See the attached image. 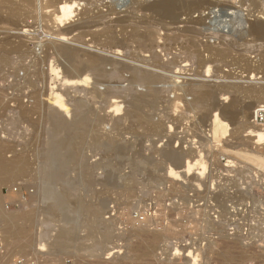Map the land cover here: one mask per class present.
<instances>
[{"label": "rangeland", "instance_id": "374dc122", "mask_svg": "<svg viewBox=\"0 0 264 264\" xmlns=\"http://www.w3.org/2000/svg\"><path fill=\"white\" fill-rule=\"evenodd\" d=\"M64 1H67V0H62V2ZM78 1L80 3L78 8L81 9L82 15L78 14L80 18L78 17V15H75L76 11H78L77 9L76 11L67 14L68 19L66 16L65 19L63 20L64 25L62 28H66L69 25L71 26V25H75L79 23L80 25H82L83 24L82 21H84L85 19L87 21V17L89 18L93 17V19H96L94 16L99 14L100 12L101 14H104V15L106 14V17H105L106 19L104 18L103 20H105L106 21L105 23L107 24V22L109 23L111 19L113 20L114 18H116L117 15L118 17L121 16L120 18H122L123 16L126 17L128 7L132 3L137 2V1L138 2L140 1L139 3H143L145 1L144 3H146V1L150 2L152 0H135V1L134 0H78ZM217 1L221 4H226L228 7L224 8L225 10H222L220 8L222 10L220 11L219 7H222V6L221 4L218 3L212 6H209L207 9L203 8L201 12L198 10L200 14L198 13L197 10L196 12L192 11L193 14L190 13L192 15V16L190 15L191 18L193 19H197L198 17L200 18V22L195 24L194 26L193 24L191 25V23L190 24L183 23L186 15L182 14L179 16L180 19L183 20L181 21L179 19L180 20L179 25L181 24L183 29L185 28V26L189 25L188 27L194 29L196 32L195 36L196 35L197 36L196 37L194 36L195 38L193 41L195 43V49L198 48L199 51H201V52H198L199 58L201 59L204 58V60L207 59V57L212 58V56L213 58H216L215 60L212 58L215 62L209 58L207 62H209L210 64L205 63V65H203L204 66L203 68H200L202 66L195 64L196 63L195 58L191 56L188 57V53L186 52V49H185L186 47L185 48L183 47L187 44L186 39L184 37L178 36L179 35L178 33L182 31L181 29L182 27H180L178 23L177 25L171 26L169 29H166L165 27L164 28L160 27L161 29H159V25L156 26V28L158 27L157 30H153L152 28L153 32L158 31L157 34L159 35L161 34L160 35L161 38L160 36H158L157 34L155 35L154 33L155 38L153 37V39L154 40L156 39V40L155 41L152 40L153 47L151 51L140 53V51L137 49L139 40L136 41L135 39V40H130V41L128 40L129 42L128 41L126 42V44L122 48L123 50H121V54L120 52L119 53L117 52L118 54H116V51L114 50L111 53L106 54L110 57H113V58L115 57L118 60H122L126 62L125 57H127L129 53H133L134 55H139V56H143L147 58L149 57L151 53L154 52V54L157 55L158 61L160 62V64L161 65L165 64V66H167L166 68H164L165 70L155 69L156 72H158L164 77L162 79V81L164 80V83H162V81L158 82L156 83L155 87L159 89L160 91L163 90L162 93L165 91L163 94H161L160 92V95H164L165 97L162 96V98L167 99V100L162 99L163 101H161L160 99L158 101L156 106L158 105L159 106L158 108L155 107L156 110L158 109L157 110L158 112L154 109L155 113L153 114V117H152V123L156 122V124H159V122H162L161 124L163 125L165 123V125L162 126L160 124L162 128V129H159L160 132L157 130L158 132L156 131V134H153V135L152 133L150 134V136L147 138L149 140L145 139L146 141L145 140L141 141L146 151L143 150L141 153H138V154L130 153V155L128 153L127 155H124V156L115 155V154H105L102 151H95L90 144V139L87 141L88 143H86V145L84 144L81 147V153H83L84 155L83 158L89 164H94V162L95 163L101 162L102 165H100L97 169L93 171L94 172L93 177L96 180L95 184L89 185L87 187L83 185H78L75 188V191L71 193L70 198L75 199V196L77 197L84 196L83 199L84 200L86 199V202L89 201L88 203L90 205L95 204L99 208L100 210L99 217L101 218L103 222L109 223V228H111L109 229L111 230L110 239L106 241L105 243H103L102 245H99L93 248H88L87 250L78 249L79 247L78 241H80L78 240L77 243L75 242L73 247H70L66 250H62L58 252L57 251L49 252L50 248L48 244L51 240L50 238L53 236L55 232L56 225L59 223L60 215H55V217L54 216L50 217L43 211V203H42V200H40V194L38 191V187H37V184H35L36 181L32 180L33 179L32 178L33 177V172H32L33 164L29 163L28 169L25 170L24 172L18 173L17 175H14L11 177L2 178L0 181V196H1L0 197V214L2 213L3 217L5 216V219H0V227L1 225L2 227L5 226L7 222H9L8 218H12L15 215L23 214V215L30 216V219L27 218L26 221L21 220V219H17V222L15 221L14 228L18 232L15 238L10 236V238L8 237V240L7 239L5 240V237H3V234L0 228V232H1L0 233V258L1 259L0 260L3 261L1 262V264H9L11 259L17 255L29 254L34 251L40 250L38 245L41 246L42 243L43 245H45L43 246L42 250L44 251L46 256L54 258V257H61L64 255H67L74 259L75 264H133V263L134 264H192L193 262H191L189 258L184 256L186 252L184 251L185 248L187 249L190 248L192 249V251L198 253L197 261L194 262V264H262L260 257L255 258L256 255L257 256L260 255V251H261V254H264V250H262L261 248H258V247L256 248V247L245 245V248L243 249L244 252H242V249L240 247L237 248L240 245H238L239 243L236 242L235 238L234 239H231V238L207 239V238H194V237L191 238V237H186L184 235L178 236V234L176 235V234H173L174 232H171L177 225V222L175 220L176 219L175 212L170 213V214L165 213L162 215L160 213L162 199L166 198L167 196L171 197L167 195V192L172 193L175 189V187H172L170 190H167V187H166L167 185L175 184L174 182H177V181L179 182L186 181L191 184H194V183L200 184V183H206V182L209 183L211 180H215L216 172L218 173L224 172V170H222L223 161H220V157H225L231 160L236 158V159L245 161L254 167V165L250 161H247L239 157H235L232 153H228L225 151L227 150L235 151V152L240 151L242 153H244V151L245 152L247 151V152L253 153L254 144H255V148H257L258 146L257 144H261L264 141L262 140L261 142L258 143L253 138V140L256 142L255 143L253 140H251V137H253L254 133H251L249 129H244L242 127L241 129H239L240 127L239 125L243 123L245 117L251 116V112H249L250 110L249 111L247 110V112L245 113H240L236 115V117L234 118H230V117L228 118V116L225 115V113L221 111L220 107H217L213 109V112L215 110L216 113H219L226 117L225 121H227L231 125L230 126L232 128L230 129L231 132H233L234 130L233 128L238 129V131L236 132V136H234L235 133L234 135L232 134L230 136H224L223 131L220 130L217 133V138L215 141V145L217 146H214L210 151L209 144L206 142V140H204L206 139L204 136V128H205L206 123H205V120H201L200 118L202 113L204 112V107L202 106L201 103H199V105L197 104L196 106H193V108L189 107V111H188L186 102L192 101V98L195 96V94L186 92L185 94L187 95H185L183 91L185 87L191 83L192 84L197 83L196 85L204 87L203 89H205L206 87L207 89H210L209 86L214 87L212 89L213 90L215 89L216 93H219L217 94V98H219V100L217 99V101L219 103L228 104L233 98H237L238 103L233 104L232 106L233 110H236L238 107L243 106L244 104L248 102L255 101V99L253 100V96L252 97L250 96L252 94L248 93L244 95V93H241L240 91L235 92L234 91L235 87L233 89H231L230 87L229 89L228 86H231V84L241 85V86L246 85V83L244 84L242 81L246 79L243 75L248 74L247 68L249 67V65L250 67H254L258 63H264L262 61L264 60V57L262 55L264 53H261V51H263L264 48L263 49L262 48L259 49V47L257 48L258 40L253 39L252 36L250 38L249 36H246L245 38H242L243 40H241L238 37L239 35L237 34V31L242 29V27H246L247 24H249L250 22L254 20H264V19L262 18L260 19L261 14L259 15L256 9L251 8L252 6L250 5L249 2L242 3L240 0H229V1L217 0ZM13 2L16 5L18 4L19 8H17L18 6H14L15 4ZM12 3L14 4L13 6L17 8V10L16 8L15 9L13 8L14 11L13 10L11 11L10 8H5L6 4L3 3L4 6H2L1 5L2 2H0V48H3V47L9 48V50L5 52V56L7 55L6 56L7 58L5 57L3 58V60H0V121H1L0 123V138L1 139L0 140L3 146V149L5 150L4 156L7 158H10L9 155L7 154L11 153V151L16 150L17 152V151H20L21 149V150H26L30 152L32 149L36 147V143L34 141L35 126H34L33 119L37 117L38 113L35 110H32L29 113V115L27 114L26 116L21 117V115H19L21 107L25 109L26 107L25 99H28V98H31L32 101L36 99L38 96L41 99H46L45 98L47 96L46 91L48 92L47 90L49 86L48 83L51 81V79L54 82L51 85L54 86L55 84H57L59 86V89L61 90V87L59 85L60 75L57 73L58 68L53 67L52 63L60 60V63L62 64V66L60 64L59 67L62 70H64V66H65L64 65L65 62H63L62 58L60 59L59 57L55 56V54L53 53L50 54L51 51L43 52L41 51V48L38 49L39 47L36 46L37 42H39L40 40L43 41V39L44 40L51 39L56 33V30L58 28H61L56 23H53L52 18H51V11L52 9H54V6L52 7L48 3V0H23V1L13 0ZM217 7H218V10H217ZM231 7H234L235 10L236 8H240V7L241 8L238 9V11L237 10L235 11L232 8V11H231ZM210 9L213 12L210 13L209 12L211 11ZM226 9H227V12H226ZM116 12H119V13L116 14ZM235 12L239 14L238 15L236 13L238 17L236 14H234ZM84 13H87L88 15L87 14L84 15ZM229 13L232 16L229 15ZM243 13L245 14V16ZM109 14L110 15L112 14V15L110 16ZM138 14L143 15V13L141 12L137 13L135 16L131 17L133 18V21L134 20L139 21L145 18L144 17L145 15L139 16ZM255 15L256 17H254ZM202 16L203 17L206 16L204 17L205 20L203 19ZM229 18L230 19L233 18V19L228 20ZM237 18H241L244 21V23L239 27L236 26L237 24L234 21ZM224 20L227 22V24L223 22ZM94 21L97 22L99 20L96 19ZM230 21H234L232 25V29H234V27L236 26L235 30L233 31H228L229 29L231 30L230 25L232 22ZM85 25L86 23H84L82 26L84 27ZM127 25H125L126 27L125 26L119 27L120 25H118L119 28L117 26H114L113 32L118 34V35L116 34L114 35L116 36V39L118 37L120 38L117 40L126 38L131 33L132 25L131 26L128 25V27ZM227 25H229V27L226 28L225 26ZM87 26H85L84 29L83 27H78L76 28L75 31L73 30L70 33L71 35L69 34V39L71 38L72 40L67 41L66 44L70 46H74V47H84L83 44L81 43L85 42V40H87L90 37L91 33H93L94 30L96 29V27L92 28L90 26L91 27L90 28L89 25ZM89 28L91 32H89ZM122 28L123 29L125 28L124 29L125 31ZM137 28H139L138 31H141V32L144 30V27L140 25ZM77 29L78 31L79 30L80 31L78 32ZM154 29H155V25H154ZM171 29L172 31H170ZM52 31L54 32V34ZM126 31L129 34L126 33ZM234 31L236 32L234 33ZM120 32H122L123 34ZM171 32L174 34L175 32H177L176 35L178 36L179 42L177 40L176 42L171 41L172 42L171 43L167 39V37H175V35L172 34ZM51 33L52 35L49 36V34ZM235 34H237L238 36H236ZM75 35L76 36L81 35V37L83 36L82 37L83 40L84 39L85 40L82 41V38H79L80 40L79 39L75 40L76 41L75 42L73 40L74 39L73 37ZM11 40H15V41L12 42ZM16 41H19L18 42L19 44ZM255 41H257L256 44H255ZM11 42L14 46L11 45ZM77 42H78V45H76ZM233 42H235L234 45H233ZM180 44L183 45L182 47L185 49V52L182 50L183 48L181 47ZM205 44L211 45L213 47V52H216L217 48L219 49L218 51H221L222 49V51H225L224 55L228 54V56L225 55L226 58L224 57V58H221V60H219L220 57H223V55H220V56L216 54L214 55V53L210 51H208L207 53V50H205L206 48L204 47ZM10 46H12V48L13 47H16V48L10 49ZM196 46L198 47L196 48ZM227 46H230L229 48L230 49L233 48V50H229ZM226 47L229 51H227ZM214 49L216 50L214 51ZM203 50H205L206 52H204ZM201 54H202V57H201ZM217 56L219 58H217ZM49 58H51L52 60ZM168 64L170 65L172 64L174 66L171 65V67H169ZM262 69L263 70L261 71H263L264 73V68ZM251 71L253 73L257 72V70H253V69ZM127 75H128L127 73L124 74V76H127ZM9 80H11L12 81L11 84H14V87L16 85L15 88H17L15 97L12 100L14 101V104L16 105L14 109L11 108L9 105V101H11L9 95L4 92V87L7 86ZM183 83L185 84L183 85ZM113 84H112L113 86H121L122 88L126 86V82H123V81L119 83L116 82ZM181 84H182V87H181ZM225 84H226V89H224ZM65 87L67 88V85ZM158 87H162V88H158ZM215 87L217 88V90ZM29 88L33 90L31 93L28 92ZM103 88L104 86L102 85L99 86V89L102 90ZM38 92L43 93V95L40 96ZM178 95L179 96L181 95L179 103L175 102V106H170V105L168 106L166 101H168L169 99L173 100V98L175 99V97ZM164 102H166V104ZM261 104H264V103H261ZM122 105L124 106L125 103H122ZM161 108H163L164 110L166 109L165 110L166 113L162 114V112H165V111ZM197 108L200 110H198ZM167 109L169 110V112ZM121 112L122 111H120V113ZM105 113L108 116L112 114L110 110H106ZM13 114H18L19 120H17V118L13 119V117H11ZM164 114H167V115H164ZM170 117H173V118H170ZM108 118H110V116ZM175 118L179 120L182 119L184 121L178 120L179 121L178 123L176 119L175 120L177 122L176 123L174 121ZM195 122L197 124H195ZM127 125H128L127 122H123L122 127H126ZM140 129H136V130L140 132ZM110 131H111L110 122H108V124H106L105 126V129L103 130V133L107 134V133H110ZM153 133H155V131ZM161 135L164 137H161ZM169 136H173V139L171 140V143H170L171 147L172 146H175L176 148L181 147L182 149L181 152L183 151L182 152L183 159H184L183 164L185 166L183 165L184 167H182L181 169L179 165L176 166V164L171 163V161L169 162L165 160L161 152L159 151L154 152V149L155 150L161 149L166 145V143L169 142L167 138ZM122 138H124L123 140L125 141L135 143L134 136L129 132L124 133L122 135ZM137 142L138 141L136 140V144H138ZM234 142L236 145L234 144ZM148 144L153 146L154 149H150L151 146H149ZM257 151L259 153L255 152L253 154L261 155L264 158V148L261 150H257ZM139 155L152 156V158H154L155 161L161 164V166H159L160 169L158 168L157 172H155L157 174L156 177L154 176L153 179L149 178V174H151L149 171L150 169L149 167H148V170L144 169L143 171L142 170L135 171L132 161L135 160V157L136 159H138ZM29 162H31L30 157H29ZM108 164H110V166H107ZM110 167L113 170L110 169ZM168 167H171L173 169V171L177 175L176 177H173V176H172L173 178L170 177L171 175H170V171ZM212 168H213V171H212ZM182 169L184 170L182 171ZM110 171H111L110 175H112V177L116 181L119 177L124 178L129 175L135 177L134 179L136 181L133 182L129 188H125L122 183L121 184L116 183L117 185L115 183L114 184L111 183L110 185L107 183V178L109 176V174L107 173ZM69 174H70V177H74L77 175V170L75 168H71ZM31 182L34 185H36L34 186L35 193L32 196H30L27 202H24V200L21 199L22 203H20L18 206L11 207L12 204H9L8 202H12V200L15 198L14 197L15 195L10 196L9 194H5L6 193L5 189H8L11 185L15 183H21L22 190H25L27 185H31L30 184ZM6 203H8V208L5 207ZM111 206H113V212H112L113 215H111V211H112ZM148 206L151 207L150 210H148ZM35 208L37 209L35 212H33ZM137 211L142 212L143 214L145 213L146 220L143 223H137L130 219V215H132L134 212H137ZM199 219L200 217L196 213H188L184 220L187 221V223H190V221H192V223H195L199 221ZM165 223L170 224L168 227H166V229H168V232H166L167 234L165 233V236L166 235L167 236L160 237L159 240H157V242L158 241L160 242H158V244H155V247L153 246V250L151 251L150 255L146 259H140V258L134 259L132 248H134V246H137L135 244H138L141 240H145L146 238H148L150 233H154V232L160 233L161 231L166 230L162 226V225H165ZM186 227L187 226H185L184 228L182 227V229H186ZM77 231H78L76 232L77 237L79 238L84 237L83 235L87 233V228L82 226V228L79 227ZM17 238H18L17 242L26 240L25 245H28V246L25 248V252H20V251L17 252V249L11 248L13 246L12 243L15 242ZM84 239H85L86 244H90L92 241L90 238L84 237ZM233 242H236L238 244L236 243L234 244ZM114 244H117V247H115V249H119L121 252L119 251V253H115V252L113 253L114 249H110V247H112ZM209 245H211L212 247L209 248L210 247ZM242 245L244 247V244ZM46 247L47 249H45ZM227 247H229V250H231V252L226 254L227 260H224L223 258H221L220 254L224 253V250ZM175 248H177L178 250L175 251L174 250ZM32 249H35V250H32ZM63 251H66V252H63ZM8 252H9V255H8ZM5 253L7 254L5 255ZM49 253L50 254L52 253V255H50ZM79 254L80 255L82 254L84 259L82 257H79ZM1 256H4L6 261H4L3 257Z\"/></svg>", "mask_w": 264, "mask_h": 264}, {"label": "bare ground", "instance_id": "6f19581e", "mask_svg": "<svg viewBox=\"0 0 264 264\" xmlns=\"http://www.w3.org/2000/svg\"><path fill=\"white\" fill-rule=\"evenodd\" d=\"M12 1L13 0H0V2H2L1 5L4 6L3 3L6 4L5 8H10L11 11L13 10V8L14 9L16 8L14 6H18L17 8H19V5L18 4L16 5L13 2L15 4L14 5L12 3ZM227 1H229V0H227ZM240 1L242 3H245V2L248 3L249 2L250 5L252 6L251 8L256 9V11L259 13V15L261 14L260 19L261 18L264 19V8H263L264 2H263V0H240ZM139 2L137 1V2H134L132 4L130 3L131 5H129V7H128L126 17L123 16L122 18H120L121 16L118 17V15H117L116 18H114L113 20L111 19L109 23L107 22V24L105 23L106 21L103 20L106 17V14L105 15L101 14V12L97 15L94 14L95 15L94 17L99 20L97 22L94 21L96 19H93V17L92 18L87 17V21H86V19L84 20L86 22L82 21L83 24L86 23L85 26L89 25V27L90 26L92 28L96 27V29L95 30L93 29L94 32L92 31L93 33H91L90 37L87 40L84 39L85 42L81 43V44H83L84 47H74V46H70V45L66 44L67 41L72 40L71 38L69 39V34L73 30L75 31L76 28L83 27L82 26L83 24L80 25V23L77 22L79 24H75V25H71V26L69 25L70 27L67 26L68 28L67 27L62 28V27L64 25L63 20L65 19L67 14L72 13V12L76 11V9H77L78 11H76L75 15H78V14L82 15L81 9L78 8L79 4H80L79 1L78 0H67V1L62 2V0H48V3L52 7L54 6V9H52V11H51L52 21H53V23H56L57 25H59L61 28H58V26H57L58 29L56 30V33L54 34V32L52 31L54 36L53 37L51 36L52 37L51 39H47V40L43 39V41L40 40L39 42H37L36 46L39 47L38 49L41 48V51H43V52H50L51 51L50 54H52V53L55 54V56L59 57L60 59L62 58L63 62H65L64 63V65H65L64 70H62L59 67V65L61 64L60 60L57 61L58 63L53 62V61H52L53 63L51 62L53 64V67L58 68L57 73L60 75L59 76L60 77L59 78V81H60L59 85L61 87V90L59 89V86L57 84H55L54 86L51 85L54 83L51 79V81L48 83L49 86L47 88L48 92L46 91V93H47V96L45 97L46 99H41L37 95L38 97L37 98L35 97L36 98V99H34L35 101L33 100L34 103H33V107L32 106L30 107L31 109H29L27 107H25V109H24L21 107L20 114H19V115H21V117L26 116L27 114L29 115V113L32 110H35L38 113L37 117L35 119H33L34 120L33 121L34 126H35L34 141L36 143V147L34 149H32L30 152L20 149V151L13 152L12 155H9L10 158H7L4 156L5 150L3 149V146H2L1 140H0V181L2 178L11 177V176L17 175L18 173L24 172L25 170L28 169L29 163L33 164V168H32V172H33L32 178L33 179L32 180L36 181L35 184H37V187H38V191L40 194V200H42V203H43V211L47 215H49L50 217L51 216L55 217V215H60L59 223L56 225V229H55L54 234L51 232L53 234V236L50 238L51 240L48 244V246L50 248L49 252H55V251L58 252V251L66 250L70 247H73L75 242L77 243L78 240H80V241H78V245H79L78 249L87 250L88 248H93V247L102 245L103 243L108 241L111 237V230H109L111 228H109V223L103 222L101 220V218L99 217L100 216V210L95 204L90 205L88 203L89 201L86 202V199L85 200L83 199L84 196L83 197L75 196V199L70 198L71 193L75 191V188L78 185H83V186L87 187L89 185L95 184L96 180L93 177V173H94L93 171L95 169H97L100 165H102L101 162L100 163L94 162V164H89L83 158L84 155H83V153H81V147L84 144L86 145V143H88L87 141L90 139V144L95 151H102L105 154H115V155H120V156L127 155L128 153H129V155H130V153L138 154V153H141L143 150H145V147H143L141 141L145 140V139L149 140L147 138L150 136L151 133H152V135L156 134L157 130L159 131V129H162L161 128L162 122H159V124H156V122L152 123V117H153V114L155 113L154 109H155V107L158 108V106H159V105L156 106L158 101L160 99H161V101L167 100V99L162 98V96H164V95H160V92H161V94H163L165 91L162 93L163 90L160 91L159 89H157L155 87L156 83L161 82L162 79L164 78L161 74L156 72L155 69L156 70L157 69L165 70L164 68H166L167 66H165V64L164 65L160 64V62L158 61V57H157V55L154 54V52L151 53L149 55V57H147V58L143 57V56H139V55H134L133 53H129L128 56L125 57L126 62L122 61V60H118L115 57L114 58L110 57L106 54L111 53L113 50L116 51V54H118L119 52L121 54V50H123L122 48L124 47L126 42L128 40L130 41V40H135V39H136V41L139 40L137 49L140 51V53L151 51V49L153 47L152 40H154L153 37L155 38L154 33L156 35L158 32V31L153 32V30H157L158 27L156 28V26L159 25V29H161L160 27H162V28L165 27L166 29H169L171 26L177 25V23L179 25V22L181 20L179 16L182 14L186 15V17H185V19L183 18L184 21L183 20H181V21H183L184 24H190L191 23V25L193 24V26H194L195 24L200 22V18L199 17L197 19L191 18L190 13H192V11L196 12V10L197 11L199 10L201 12V10L203 8L207 9L209 6H212L214 4L219 3L217 0H152L150 2L146 1V3H144L145 1L143 3H139ZM219 4H221V3H219ZM243 5H245V4H243ZM221 6L222 7H219L220 11L225 10L224 8L228 7L226 4H221ZM246 7H247V5H246ZM17 8H16V10H17ZM108 8H109V6H108ZM213 8H214V6H213ZM232 8H233V10H235L234 7H231V11H232ZM240 8H236V10L238 11V9H240ZM227 9H226V12H227ZM217 10H218V7H217ZM199 11H198V13H199ZM90 12H91V10H90ZM111 12H112V10H111ZM139 12L143 13V15H145L144 16L145 18L141 19V17H140L141 20H139V21L134 20L133 21V18H131V17L135 16ZM209 12L211 13L213 11L211 10ZM209 12H208V14H209ZM117 13H119V12H116V14ZM202 13H203V11H202ZM236 13L237 12H235L234 14H236ZM248 13H250V12H248ZM85 14H87V13H84V15ZM125 15H126V13H125ZM143 15H139V16H143ZM229 15H231V14L229 13ZM238 15H237V17H238ZM244 16H245V14H244ZM252 16H253V14H252ZM78 17H79V15H78ZM81 17H83V16H81ZM204 17H206V16H204ZM204 17H203V19H204ZM254 17H256V15ZM108 18H107V20H108ZM67 19H68V16H67ZM232 19L229 18L228 20H232ZM80 20H82V19H80ZM102 20H103V22H102ZM234 21L237 24L236 26H238V27L244 23V21L241 18H237ZM234 21H230V22H232L231 25L229 24L231 26L230 27L231 30L229 29L228 31L235 30L236 26L234 27V29H232V25H233ZM223 22H225L227 24V22L225 20ZM127 24L130 26L132 25L131 26L132 27L131 33L129 34L126 31V33H128L129 35L126 38H123L121 40H117L120 38L118 37L116 39V36L114 35L116 33L113 32L114 26L118 27V25H120L119 27H122V26L124 27ZM246 24H247V22H246ZM53 25H55V24H53ZM128 25H127V27H128ZM139 25L144 27V30L142 32L138 31L139 28H137V27ZM154 25H155V29H154ZM229 25H227L225 27L227 28V27H229ZM179 26L182 27L181 24ZM188 26L189 25L185 26L184 29L182 27L181 32H179L180 30L178 31L179 32L178 36L184 37L186 39V42H187V44L185 46L181 45L182 43L180 45H181V47L182 46L184 48L186 47L185 49H186V52L188 53V57L191 56V57L195 58V62H196L195 64L196 65L198 64L199 66H202L200 68H203L204 67L203 65H205V63L206 64L209 63L207 61L210 57L209 58L207 57V59H205V60H204V58L203 59L199 58L198 52H201V51H199V49L197 48L198 46H196L197 49H195V43L193 41L194 38L197 36V35L195 36L196 32L194 29H192ZM84 27H83V29H84ZM90 28H89V32H91ZM152 28H153V30H152ZM77 31H78V29H77ZM162 31H164V30H162ZM170 31H172V29ZM86 32H88V31H86ZM235 32L236 31H234V33ZM47 33H49V32H47ZM120 33H122V32H120ZM176 33L177 32H175V34L172 33L175 35V37H167V39L170 42L171 41L176 42L178 40V36L176 35ZM232 33H230V34H232ZM237 34H235V35L238 36L241 40H243L242 38H245L246 36H249V38L252 36L253 39L258 40L257 44L259 46L257 45V48L258 47H259V49L264 48V20H254V21L250 22L249 24H247L246 27H242V29L237 31ZM50 35H52V33L49 34V36ZM116 35H118V34H116ZM157 35L160 36L161 34L160 35L157 34ZM235 35H233V36H235ZM119 36H120V34H119ZM82 37H81V35H77V36L75 35L73 37L74 38L73 40L75 41V40H78L79 38H82ZM160 38H161V36H160ZM239 38H238V40H239ZM16 40H18V39H16ZM84 40L82 38V41H84ZM11 41L13 42L15 40H11ZM234 41H236V40H234ZM12 42H11V45H13ZM16 42L18 43L19 41H16ZM16 42H14V43H16ZM178 42H179V40H178ZM241 42H243V41H241ZM256 42L257 41H255V44H256ZM234 43L235 42H233V45H234ZM76 45H78V42ZM174 45H175V43H174ZM79 46H81V45H79ZM204 47L206 48L205 50H207V53H208V51H210V52L214 53V55L215 54L219 55V56L223 55V57H220L219 60H221V58H224L225 55L228 56V54L224 55L225 51H222V49H221V51H218L219 49L217 48V50L214 49V51L216 50V52H213V47L209 44H205ZM227 47L229 48L230 46H227ZM227 47H226V49H227ZM13 48H16V47H13ZM13 48H12V46H10V49H13ZM184 48L182 50L185 52ZM154 49H153V51H154ZM164 49H165V47H164ZM226 49H224V50H226ZM7 50H9V48H6V47L0 48V60H3V58H5L7 56V55L5 56V52ZM17 50H18V48H17ZM205 50H203V51L206 52ZM229 50H233V48H231V49L229 48ZM229 50L227 49V51H229ZM263 51H261V53H264ZM262 55L264 57V54H262ZM257 56H259V55H257ZM201 57H202V54H201ZM41 58H42V56H41ZM212 58H213V56H212ZM212 58H210V59H212ZM217 58H219V57L217 56ZM44 59H46V58H44ZM49 59H51V58H49ZM213 59L215 60L216 58H213ZM259 60H260V58H259ZM262 61L264 62V60H262ZM171 65L168 64L169 67H171ZM61 66H62V64H61ZM172 66H174V65H172ZM262 68H264V63H258L254 67H250V65H249V67L247 68L248 74L243 75L246 79L244 81H242L244 84L246 83V85L241 86V85H232L231 84V86H228L229 89H230V87H231V89H233L235 87V89H236V90L234 89L235 92L240 91L241 93H244V95L250 93V94H252L250 96L251 97L253 96V100L255 99L254 102L253 101L248 102V103L244 104L243 106L238 107L236 110H233L232 106H233V104L238 103L237 98H233L228 104L219 103L217 101V99L219 100V98H217V94H219V93H216L215 89L214 90L212 89L214 87L209 86L210 89H207V87L205 89H203L204 87L196 85L197 83L196 84L191 83L185 87V89L183 91L184 94L186 92L195 94V96L192 98V101L186 102V105L188 107V111H189V107L193 108V106H196L197 104L199 105V103H201L202 106L204 107V112L203 113L201 112L202 115L200 118H201V120H205V123H206L205 128H204V136L206 139H204V140H206V142L209 144L210 151L214 146H217V145H215V141L217 138V133L220 130L223 131L224 136H230L232 134L234 135V133H235L234 136H236V132L238 131V129L233 128L234 130H233V132H231L230 131V129H232L230 127L231 125L227 121H225L226 117L219 114V113H216L215 110L213 112V109L220 107L221 111L223 113H225V115H227L228 118L229 117L234 118V117H236V115H238L240 113L247 112V110L248 111L250 110L249 112L252 113L253 109L256 106L260 105L261 103H264V73H263V71H261V70H263ZM252 69L257 70V72L253 73L251 71ZM259 69H260V71H259ZM161 72H163V71H161ZM125 73H127L128 75L124 76ZM260 73H262V74H260ZM122 81L126 82V86L124 88H122L121 86H113L114 85L113 83H116V82L119 83ZM162 83H164V80L162 81ZM184 84L185 83H183V85ZM66 85H67V88L65 87ZM100 85L104 86V88L102 90L99 89ZM181 87H182V84H181ZM181 87H180V89H181ZM158 88H162V87H158ZM224 89H226V84H225ZM166 90H167V88H166ZM216 90H217V88H216ZM219 92H220V90H219ZM38 94L40 96L43 95V93H39V92H38ZM185 95H187V94H185ZM180 98H181V95L180 96L178 95L175 97V99L173 98V100L169 99L168 101H166L167 105L168 106L169 105L175 106V102L179 103ZM166 102H164V103L166 104ZM122 103H125V105L123 106ZM161 109H163V108H161ZM194 109H196V108H194ZM200 109H198V110H200ZM106 110H110L111 113L113 114V115L112 114L109 115L110 118H108L109 116L105 113ZM159 110H160V108H159ZM120 111H122V112L120 113ZM168 112H169V110H168ZM16 113H17V111H16ZM101 113H103V114H101ZM163 113H166V111L162 112V114ZM164 115H167V114H164ZM16 117H17V120H19L18 114L16 115ZM250 117L249 116L245 117L243 123L239 125L240 126L239 129H241V127L244 129H249L251 133H254L253 137H251V140H253V138H254V140L259 143L262 140H264V129H262L261 127L255 125L253 123H251ZM170 118H173V117H170ZM176 119L177 118H175L174 121ZM178 120L179 119H177V121ZM181 120H179V121H181ZM160 121H161V119H160ZM166 121H168V120H166ZM179 121H178V123H179ZM182 121H184V120H182ZM108 122H110L111 131L113 133L110 131V133L104 134L103 130L105 129V126H106V124H108ZM123 122H127L129 126L127 125L126 127H122ZM195 124H197V123L195 122ZM203 124H204V122H203ZM11 125H12V123H11ZM163 125H165V123ZM180 125H181V123H180ZM164 128H166V127H164ZM136 129H140V132H138V130H136ZM154 131H155V133H153ZM128 132L134 136L135 143L123 140L124 138H122V135L124 133H128ZM163 135H164V133H163ZM161 137H164V136L161 135ZM167 138H168L169 142L166 143V145L161 149L155 150L153 146H151L149 144L148 145L151 146L150 149H154V152L155 151L161 152V154L165 160H167L169 162L171 161V163L176 164V166L179 165L180 169H181L182 167L185 166L183 164V160H184L183 155H182L183 151L181 152V150H182L181 147L180 148H176L175 146L171 147L170 143H171V140L173 139V136H169ZM136 140L138 141L137 142L138 144H136ZM235 142H234V144H235ZM146 149H148V148H146ZM95 151H94V153H95ZM225 152L232 153L235 157H239V158L245 159L247 161H250L253 165H255L256 167H258L259 169H261L264 172V158L261 155L253 154V153H255V151L253 153H250L247 151L246 152L244 151V153H242L240 151L235 152V151H230V150H227ZM29 157L31 159V162H29ZM132 162H133V167L135 168V171L136 170H142L143 171L144 169L148 170V167H149L150 168L149 171L151 173V174H149V178H152V179L154 176L156 177L157 174L155 172H157V169L158 168L160 169L159 166H161V164L159 162L155 161V159L152 158V156H145V155L144 156L139 155L138 159H136V157H135V160ZM107 166H110V164H108ZM171 167H168L169 171H170V175H171L170 177H172V176L176 177L177 175ZM71 168H75L77 170V175L74 177H70L69 172H70ZM110 169H112V168L110 167ZM183 170L184 169H182V171ZM107 174H109V176L107 178V183L110 185H111V183H113V184L114 183L115 184L116 183H119V184L122 183L125 188H129L130 185L136 181L134 179L135 177L130 176V175L126 176L124 178L118 176L119 178L116 181L112 177V175H110L111 171L108 172ZM30 184L32 185L33 183L31 182ZM36 209L37 208H35L33 210V212H35ZM27 218L30 219V216L29 215H23V214L22 215H20V214L15 215L12 218H8L10 223L7 222V224L5 226L2 227V225H1V227H0L1 232L3 234V237H5V240L6 239L8 240V237L10 238V236L13 238L16 237L18 232L14 228L15 221L17 222V219H21V220L26 221ZM0 219H5V216L3 217L2 213L0 214ZM48 221H50V220H48ZM82 226L87 228V233H85V235H83V236L86 238H90L92 240L90 244L85 243L84 237L79 238L76 236L77 235L76 232H78L77 229L79 227L82 228ZM166 232H168V229L163 230L160 233H155V232L150 233L148 238H146L145 240H141L138 244H135L137 246H134V248H132L133 258L134 259H138V258L146 259L150 255L151 251L153 250V246L155 247V244H158V242H160V241L157 242V240H159L160 237H164ZM171 232H173V231H171ZM171 237H173V236H171ZM11 240H13V239H11ZM17 240H18V238L15 240V242L12 243L13 246L11 245L12 246L11 248L17 249V252H19V251L25 252V248L28 246V245H25L26 240L21 241V242H17ZM235 240L239 244L236 242H233V243L240 245L237 248L240 247L242 249V252H244L243 249L245 248V245L243 247L242 243L239 240H237L236 238H235ZM15 244H17V245H15ZM41 246L38 245L40 250H42L43 246H45V245H43V243H42ZM209 246H210L209 248L212 247L211 245H209ZM115 247H117V244H114L112 247H110V249H114L113 253L114 252L119 253L120 250L115 249ZM45 249H47V247ZM32 250H35V249H32ZM5 251H7V250H5ZM36 252L37 251H34L32 253H36ZM63 252H66V251H63ZM230 252H231V250H229V247H227L224 250V253L220 254L221 258H223L224 260H227L226 254H228ZM110 253H112V252H110ZM6 254L7 253H5V255ZM8 255H9V252H8ZM50 255H52V253ZM189 255L194 259V257H195L194 253H191V251H188L187 256H189ZM207 255H209V254H207ZM7 256H6V258H7ZM1 257H3L4 261H6L4 256H1ZM79 257H82L84 259L82 254L81 255L79 254ZM256 257H260L262 264H264V254H261V251H260V255L259 256L256 255L255 258ZM1 262H3V261L0 260V264H1Z\"/></svg>", "mask_w": 264, "mask_h": 264}, {"label": "built area", "instance_id": "2783aa9c", "mask_svg": "<svg viewBox=\"0 0 264 264\" xmlns=\"http://www.w3.org/2000/svg\"><path fill=\"white\" fill-rule=\"evenodd\" d=\"M11 83L12 81L9 80L7 86L4 87V92L9 95L11 100L9 105L14 109L16 105L12 100L17 88ZM32 91L30 88L28 89V92ZM33 103L31 98L25 99L27 108H30ZM16 115L13 114L11 117L16 119ZM250 121L264 129V104L253 109ZM257 145L255 148L254 144L253 151L259 153L257 150L264 148V141ZM13 152L16 151H11L7 155ZM220 161H223L222 170L224 172H216V179L209 183L191 184L186 181H177L174 182L175 184L167 185V190L172 187L175 189L172 193L167 192V195L171 197L167 196L162 199L160 213L162 215L175 212L177 228L175 227L172 231L178 236L207 239L236 238L246 246L264 250V172L255 165L253 167L236 158L231 160L220 157ZM21 185V183H15L5 189V194L15 195L12 202H8L12 204L11 207L22 203L21 199L27 202L30 196L35 193L34 184L27 185L25 190H22ZM8 203L5 205L7 208ZM150 208L148 206V210ZM111 210V215H113V206H111ZM188 213L199 215V221L187 223L184 219ZM130 219L137 223H143L146 216L145 213L137 211L130 215ZM169 225L165 223L162 226L166 228ZM185 226H187L186 229H182ZM184 251H186L184 256L194 264L197 261L198 253L190 248H185ZM188 251L195 254L194 259L190 255L187 256ZM9 264H75V262L72 257L67 255L53 258L46 256L44 251L37 250L36 253L17 255L11 259Z\"/></svg>", "mask_w": 264, "mask_h": 264}]
</instances>
